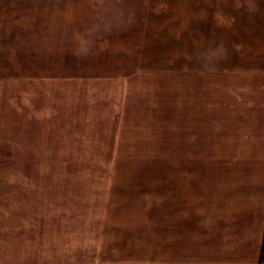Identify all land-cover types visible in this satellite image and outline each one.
Instances as JSON below:
<instances>
[{
    "label": "rangeland",
    "instance_id": "rangeland-1",
    "mask_svg": "<svg viewBox=\"0 0 264 264\" xmlns=\"http://www.w3.org/2000/svg\"><path fill=\"white\" fill-rule=\"evenodd\" d=\"M205 31L264 66V0H0V264H167L218 227L168 143V77L135 63L177 71ZM131 58L140 77L116 69ZM259 220L234 263L264 264Z\"/></svg>",
    "mask_w": 264,
    "mask_h": 264
},
{
    "label": "crops",
    "instance_id": "crops-1",
    "mask_svg": "<svg viewBox=\"0 0 264 264\" xmlns=\"http://www.w3.org/2000/svg\"><path fill=\"white\" fill-rule=\"evenodd\" d=\"M222 41L214 32L199 35L197 58H189L177 71H162L169 70L161 69L168 65L164 58L135 61L137 66L141 63L140 68L150 65L158 73L161 70L158 75L168 77V143L184 150L186 166L200 167L190 180L184 173L183 181L193 183L190 190L194 194L212 192L211 202L218 210V227L209 226L197 237L173 241L167 264H208L198 261H207L206 255L212 252L214 259L209 264H238L234 262L246 260L254 245L250 239L238 244L236 240L242 236L238 229H252L253 223L264 218V66L236 55L230 57ZM132 61L116 69L120 74L133 71V76L140 77L142 73L137 74ZM90 78L88 75L86 79ZM207 167H213L212 171ZM174 193L169 188V197ZM195 222L203 220L197 218ZM209 229L216 233L205 232Z\"/></svg>",
    "mask_w": 264,
    "mask_h": 264
}]
</instances>
